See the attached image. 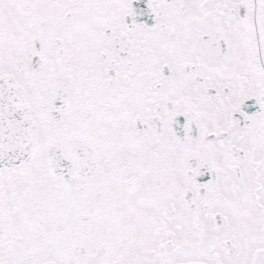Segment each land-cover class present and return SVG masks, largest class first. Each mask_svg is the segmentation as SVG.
Listing matches in <instances>:
<instances>
[{
	"label": "snow or ice",
	"instance_id": "6c2138e0",
	"mask_svg": "<svg viewBox=\"0 0 264 264\" xmlns=\"http://www.w3.org/2000/svg\"><path fill=\"white\" fill-rule=\"evenodd\" d=\"M0 264H264V0H0Z\"/></svg>",
	"mask_w": 264,
	"mask_h": 264
}]
</instances>
